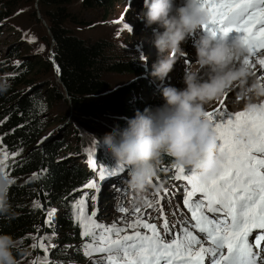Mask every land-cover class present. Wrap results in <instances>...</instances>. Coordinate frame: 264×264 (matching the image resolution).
<instances>
[{
  "label": "snow or ice",
  "instance_id": "6c2138e0",
  "mask_svg": "<svg viewBox=\"0 0 264 264\" xmlns=\"http://www.w3.org/2000/svg\"><path fill=\"white\" fill-rule=\"evenodd\" d=\"M200 3L210 15V22L203 30L213 35L241 34L248 57L256 56L264 70V58H259V53L264 51V0H200ZM242 62L254 65L249 58ZM206 115L213 123L220 145L221 170L207 183H201L195 170L177 167L176 178L187 181L190 186V190H185L184 206L191 213L190 221L179 222L178 232L173 231L175 225L169 228L166 219L163 235L154 223L139 219L124 227L99 223L95 219L97 210L88 214L87 192L72 202L80 236L88 238L82 245L83 254L100 256L93 264H264V104L235 113L220 107L207 111ZM0 153V173L8 176L4 168L9 153L6 149H0ZM19 154L17 151L11 156ZM91 167L96 170L95 160ZM115 174L103 166L99 169L101 181ZM38 178L34 173L33 179ZM83 187L97 194L100 191L95 181ZM90 199L96 202L97 195ZM146 203L154 207L152 202ZM33 207L42 205L34 202ZM54 211L46 214L44 225L50 224ZM119 211L127 210L121 207ZM133 211L139 213L140 209L136 207ZM138 226L146 231L126 234L128 228ZM46 239V236L40 237L41 241ZM32 247L44 249L47 256L43 242Z\"/></svg>",
  "mask_w": 264,
  "mask_h": 264
},
{
  "label": "rangeland",
  "instance_id": "374dc122",
  "mask_svg": "<svg viewBox=\"0 0 264 264\" xmlns=\"http://www.w3.org/2000/svg\"><path fill=\"white\" fill-rule=\"evenodd\" d=\"M143 10L144 0H105L103 6L93 5L88 8L81 7L80 3H77L69 9L79 21L74 26L71 25L73 32L77 36L88 41L100 40L106 42L109 47V54L115 59L124 63L129 62L138 67L137 72L130 74L106 75L105 80L108 82L111 91L107 92L105 97H109L110 92L115 90L131 89L130 93L124 94L121 99L124 101L128 100L130 104L135 102L134 104L139 105L137 109L141 111L145 108H155L164 104L161 95V89L164 86L184 87L185 66L186 64L192 65L195 62L196 54L193 45L198 38L194 34L182 45L187 55L176 63L169 77L162 82L156 80L150 75L151 66L158 58L157 50L152 44L154 39L153 30L163 31V29L158 25L157 28H154L155 24L146 25L139 18V14ZM41 13L42 9L38 0H0V82H6V77L2 71L3 66L7 67L16 62V59H13L16 55L10 57L9 50L16 49L17 56L21 55L23 58L31 60L33 56L49 55L50 46H52L53 42L49 39L48 24ZM125 24L129 27L125 28ZM142 55L147 57L146 63L141 62L140 57ZM253 61L256 62L255 60ZM254 65L253 72L256 73V76H252L249 83L256 80H264L263 78H258L264 76V71L256 67L257 63ZM55 77V71L49 75L37 73L38 83H36L35 87L37 89L42 88L44 86L43 82L47 84L51 81L58 83ZM226 93L227 98H225ZM225 94L223 98L206 105L207 111H213L216 108L223 107L225 104L232 107L233 113L246 109L247 97L241 91L239 85H233L226 90ZM96 101L99 103L103 101V98L97 97ZM221 101H223V104H221ZM257 102V106L264 104V98ZM134 104L132 107H136ZM43 118L45 120L44 126L46 127L44 135L47 141L63 139L65 146H69V149L65 152L59 151L56 162H75L79 164L88 173L90 181H95L100 189L97 194L93 189L83 188L84 193L87 192L89 196L88 214H91L93 210H97L95 219L104 225L115 223L117 227H124L126 224H134L122 218L120 212L114 208L115 203L124 193V190L127 195L135 194L127 185L126 178L130 170L128 166L115 158L106 147L96 141H91L85 147L80 145V138L85 143L86 140L90 141L94 138L93 134L101 137L106 132L111 131L114 126L118 125L123 128L126 126L125 118L112 113L105 115H74L68 102H54L52 107L44 110ZM121 122H124V124L120 125ZM76 135L78 136V143L76 142ZM92 160L96 161L95 171L91 167ZM102 166L108 169L109 172H115L116 174L114 176H106L105 180L101 181L99 179V169ZM165 172H168L169 175L153 178L152 186L146 192L150 198L149 201L157 202L160 200L162 205H164L167 199H170L172 201L175 200L174 204L178 206L180 192L185 184L179 179H175L177 171L165 169ZM170 174L175 176L168 179L171 176ZM117 189H119L121 195L118 191L115 192ZM92 195H97L96 202L90 199ZM159 195H161V199ZM101 199L103 204L100 202ZM112 200L113 204L111 207ZM37 204L42 205L40 208L43 210V216L38 227V233L33 238V244L43 242L47 249V256H45L44 249L32 247L21 264H52L55 261L53 257L57 252L61 255L62 264H68L69 261L74 262V264H93L94 260L100 259L99 255L85 257L83 254L82 245L88 238L80 236L76 245L67 247L64 246V243H60L59 228L56 224L57 219L63 213L60 206L53 203L49 204V201H45L44 198L42 200L39 199ZM53 209L55 211L51 216L50 224L46 226L44 225L46 214ZM190 218L191 214L184 213L180 217L179 222L185 219L190 221ZM179 222L173 228L174 232L179 231ZM163 223V219H158L155 225L160 228L163 227ZM77 228L80 234L81 229L78 225ZM169 228H172V226L169 225ZM137 230L144 233L145 229L142 226H138L135 229L128 228L126 234H132ZM72 234V232H68V235L71 236ZM42 236H46L47 239L41 241L40 237ZM75 252H78V258L74 257L73 254ZM38 257L39 260H37Z\"/></svg>",
  "mask_w": 264,
  "mask_h": 264
},
{
  "label": "trees",
  "instance_id": "16d2710c",
  "mask_svg": "<svg viewBox=\"0 0 264 264\" xmlns=\"http://www.w3.org/2000/svg\"><path fill=\"white\" fill-rule=\"evenodd\" d=\"M104 1L38 0L41 15L48 24L49 39L53 42L49 55L33 56L31 60L17 56V50L11 49L9 56L16 55L13 58L16 62L2 68L5 83L9 87L6 92L0 93V149H6L9 153L4 172L14 181L9 190L8 203L10 213L15 215L11 219L0 215V232L17 239L14 255L18 264L31 251L33 238L38 233L43 210L40 207L34 208L33 204L38 202L40 194L49 204L60 206L63 212L56 221L59 242L64 243L65 247L76 245L80 234L71 204L84 194L83 186L90 181L88 173L79 164L56 162L59 151L69 149L63 139L45 141L41 149H34L44 136V110L52 107L54 102H68L74 115L112 113L122 116L126 121L139 108L135 102L133 104L136 107H132L133 104L128 100L121 99L131 89L115 90L110 92L109 97H105L111 91L105 80L106 75L130 74L137 72L138 67L115 59L109 54L106 42L85 40L71 28V25L79 23L69 11L73 5L80 3L81 7L88 8L93 5L103 6ZM53 71L59 82H43L44 86L37 89V73L49 75ZM97 97L103 98V101L98 103ZM123 124L121 122L120 125ZM75 138L78 143V136ZM80 139L81 147H85L86 144ZM17 151L20 154L12 157L11 153ZM157 168V177L169 175L165 169L177 171V165L166 154L162 156ZM34 173L38 179H33ZM68 232L73 234L70 236ZM73 255L78 258V252ZM53 259L55 261L52 264H61L58 252Z\"/></svg>",
  "mask_w": 264,
  "mask_h": 264
},
{
  "label": "clouds",
  "instance_id": "9594fccd",
  "mask_svg": "<svg viewBox=\"0 0 264 264\" xmlns=\"http://www.w3.org/2000/svg\"><path fill=\"white\" fill-rule=\"evenodd\" d=\"M146 25L154 29L152 44L158 58L151 66L150 75L164 81L174 66L187 55L182 47L200 31L194 43L196 59L185 66L183 88L164 86V104L155 108L136 109L126 119L123 128L114 126L102 137L93 134L95 141L130 169L127 185L137 194L135 204L143 206V195L157 176V166L163 155L171 157L177 166L193 169L201 183H207L221 170L222 157L213 123L207 118L206 105L223 98L227 89L239 85L247 97L245 107L253 108L264 98V81L249 83L254 65L242 61L248 49L240 35L229 38L204 31L210 22L209 12L200 0H144L139 14ZM142 63L147 57L141 56ZM9 85L0 82V93ZM13 179L0 173V215L14 218L10 213L8 194ZM17 239L0 232V264H18L14 255Z\"/></svg>",
  "mask_w": 264,
  "mask_h": 264
},
{
  "label": "bare ground",
  "instance_id": "6f19581e",
  "mask_svg": "<svg viewBox=\"0 0 264 264\" xmlns=\"http://www.w3.org/2000/svg\"><path fill=\"white\" fill-rule=\"evenodd\" d=\"M155 26H156V27H155ZM154 28H157V25H156V24L154 25ZM200 31H201V30H198V31H197V34L200 35ZM199 35H198L197 37H199ZM238 35H241V34L238 33ZM262 56H264V51H261V52L259 53V58H261ZM248 58L250 59L251 64H255V63H256V62L253 61L254 59H253L251 56H249ZM251 59H252V60H251ZM256 67H258V65H257ZM260 70H261V71H264V70H262L261 68H260ZM263 79H264V78H263ZM261 81H264V80H261ZM258 102H259V101H258ZM258 102H257V103H258ZM260 104H261V103H260ZM256 106H257V105H256ZM258 106H259V105H258ZM223 107H225L226 110H228V111H231V112L233 111L232 107H229L228 104H225ZM245 110H246V109H245ZM100 202H101V204H103V200H102V199H101ZM98 207H99V205H98ZM100 210H101V209H100ZM127 221H128V220H127Z\"/></svg>",
  "mask_w": 264,
  "mask_h": 264
},
{
  "label": "water",
  "instance_id": "95a60500",
  "mask_svg": "<svg viewBox=\"0 0 264 264\" xmlns=\"http://www.w3.org/2000/svg\"><path fill=\"white\" fill-rule=\"evenodd\" d=\"M45 141H47V138L44 135V136H42L41 141L39 142V144H37V146H35L34 149H41V147L43 146V144L45 143ZM91 141H95V139L92 138L90 141L86 140L85 144L88 145V143L90 144ZM39 198H40V200L43 199L42 194L39 195ZM41 221H42V219H41Z\"/></svg>",
  "mask_w": 264,
  "mask_h": 264
}]
</instances>
